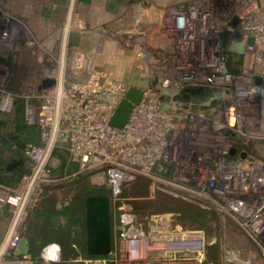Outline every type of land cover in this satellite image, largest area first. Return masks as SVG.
<instances>
[{
    "label": "built area",
    "instance_id": "2783aa9c",
    "mask_svg": "<svg viewBox=\"0 0 264 264\" xmlns=\"http://www.w3.org/2000/svg\"><path fill=\"white\" fill-rule=\"evenodd\" d=\"M159 22L155 30L137 31L134 70L144 79L142 86L115 78L101 65L85 70L78 63L57 79L65 60L48 59L44 78L52 83L25 97V117L41 131L42 144L31 150L35 163L12 193L0 189V199L14 206L0 241V264H203L202 230L185 226L174 213L142 217L135 212L132 201L144 196H128L125 190L138 178L149 183V198L168 195L216 215L222 232L236 229L264 259V2L187 0L163 7ZM227 51L242 56L236 73L227 68ZM81 71L85 75L78 77ZM130 86L141 88V98L124 127L113 128L109 119ZM185 86L226 95L210 116L178 113L183 103L173 97ZM167 90L170 102L163 100ZM65 132L72 159L92 172V180L109 186L110 251L69 258L49 242L37 255H19L17 228L24 206L47 179L44 167ZM39 170L28 192L30 177ZM222 260L238 258L224 248Z\"/></svg>",
    "mask_w": 264,
    "mask_h": 264
},
{
    "label": "flooded vegetation",
    "instance_id": "af4514ba",
    "mask_svg": "<svg viewBox=\"0 0 264 264\" xmlns=\"http://www.w3.org/2000/svg\"><path fill=\"white\" fill-rule=\"evenodd\" d=\"M14 2L17 1L0 0V189L5 188L10 193H12L11 190L17 189L21 185L24 176L30 174L35 163L31 153L32 147L42 144L41 137L39 139L41 135L40 127L34 123H29L25 117V97L29 93L39 92L44 81H51L50 79L44 78V76L46 69H49L48 59H52L46 58V62L42 63V61H45V53L42 51V60L40 64L38 63L40 65L39 68L38 65L34 64L33 59H29L30 55L44 50L40 48L38 42V50H35L33 53H22V51L27 50V46H32V44H28V40L34 36H40L41 33L35 32L26 23L25 19L15 11L13 6ZM115 2L116 0H108L106 8L109 9L110 5H114ZM71 32L80 34L79 44L83 35L76 30H72ZM43 35L51 38L53 33ZM61 35L63 38V33ZM64 43L66 45V41ZM52 65L53 62H51L50 67ZM137 77L141 81L132 83L142 86L144 79L139 73H137ZM169 94V90L163 94V100L166 102H170ZM180 102L183 105L180 104V107L178 106V113H185L184 111L187 110L190 114L203 113L205 116H210L216 110V106L200 108L199 105L194 106L183 101ZM169 136L170 134L167 133L166 138ZM47 164L48 161L44 167L47 179L39 183L34 193L28 197L24 206L23 216L18 223V254L28 253L26 248H19L22 238H28L30 241L33 240L32 243L36 246L41 245V248L49 242L57 243L61 248L62 245L66 246L72 241L71 244L75 242L73 246H80V249H78L80 253L83 252V248L87 253L85 200L90 196H106L109 199L111 226L112 214L109 186L106 183L99 184L94 180L93 183L89 184L88 182L82 181L81 178H77L74 182L75 195L72 201L68 205L61 204L60 196H58V192L61 190L60 177L52 176L47 168ZM104 184L107 185V188L103 187ZM85 188L88 189L87 192H92V189H104L106 193H91L85 195L83 192ZM38 193L42 195L38 196ZM13 210L14 206L11 202L0 199V241L3 239L10 225ZM73 211L76 213L75 217L71 220L73 224L66 227V213ZM52 238L56 240H52ZM44 241L47 242L42 245ZM25 246H27L26 240ZM90 256L88 255V257Z\"/></svg>",
    "mask_w": 264,
    "mask_h": 264
},
{
    "label": "rangeland",
    "instance_id": "374dc122",
    "mask_svg": "<svg viewBox=\"0 0 264 264\" xmlns=\"http://www.w3.org/2000/svg\"><path fill=\"white\" fill-rule=\"evenodd\" d=\"M16 1L24 2V0ZM27 1L29 2V0ZM33 1L36 5V13L40 12L41 4L37 0ZM185 1L187 0H116L115 4H111L110 8L107 9L108 0H67L64 14L60 12L62 23H57V27L53 28L51 31L53 33L52 37L44 36L41 33L40 36L30 38L28 44L30 43L32 46H27V50L22 51V53H33L40 46L44 50L29 56V59H33L36 65L41 63L43 51L45 61H42V63L46 62V58H52L54 61L60 60V62L64 59L66 69L60 66V69L64 72L66 70L72 73L77 63L83 64L85 70H89V66L101 65L112 73L115 78H124L137 83L141 81L134 70L138 29L141 28L142 31L155 30L156 27L160 26L159 17L163 7ZM41 10H43L42 7ZM72 27L83 35L77 46L68 44V35L67 39H64V34L71 32L72 29L70 28ZM61 33H63V38ZM152 39L155 40L154 37ZM64 41H66V45H64ZM84 73V71H81L78 77H82L85 75ZM40 137L41 135L39 139ZM69 137L70 133L68 132L58 137L47 164L50 174L60 177L61 190H59L58 196H60L61 204L64 203V205H68L75 195L74 182L77 178H81L82 181L89 184L93 183L92 172L72 159L69 151ZM145 185H147L145 180L138 178L126 187L125 194L127 195L144 191V194L141 195L144 197L132 201L133 208L134 205L137 206V202L148 201L147 206L151 209L155 205L153 202L162 196V194L156 193L153 198H149V183L146 187ZM103 187L107 188V185L104 184ZM40 195L42 194L38 193V196ZM182 223L189 226L186 222ZM220 243L222 250L224 248L230 251L233 250L238 260L236 262H225L222 260V253H220L219 264H264V259L257 256L254 250L249 248L239 236L238 231L232 227L230 228V226L224 232H221ZM22 247L26 248L25 239L23 238L19 248Z\"/></svg>",
    "mask_w": 264,
    "mask_h": 264
},
{
    "label": "water",
    "instance_id": "95a60500",
    "mask_svg": "<svg viewBox=\"0 0 264 264\" xmlns=\"http://www.w3.org/2000/svg\"><path fill=\"white\" fill-rule=\"evenodd\" d=\"M80 34L70 32L68 43L77 45ZM248 43L253 39L248 38ZM46 80L42 87L51 84ZM142 90L136 86H130L124 97L117 103L110 119L109 126L120 129L124 127L129 119L131 110L141 98ZM224 90L206 88L201 86H185L174 97V101H183L189 105H199L200 108L214 106L221 97L225 96ZM234 153V150H231ZM245 156L244 153L241 154ZM85 235L86 251L91 256L106 255L110 251V208L109 199L106 196H90L85 200Z\"/></svg>",
    "mask_w": 264,
    "mask_h": 264
},
{
    "label": "trees",
    "instance_id": "16d2710c",
    "mask_svg": "<svg viewBox=\"0 0 264 264\" xmlns=\"http://www.w3.org/2000/svg\"><path fill=\"white\" fill-rule=\"evenodd\" d=\"M241 55L238 53H233L232 51L226 52V65L230 72L236 73L238 72L239 66L241 64ZM250 153H252V150H249ZM92 192H87L88 189H83V192L86 194H105L106 191L104 189H92ZM140 195L144 194V191H139ZM84 196V195H83ZM155 201V200H154ZM136 205H134L135 212L139 214V216L142 217H150L151 215L155 214H163V213H174L177 215V219L180 222H186L190 227L202 230L205 233L207 244H206V255L203 264H219L218 260L220 259V253H222V246L220 243L221 239V228L219 225V221L216 215L208 212L207 210L190 204L188 202H185L183 200L175 199L168 195H162L160 198H158L155 202H153L155 205L150 209L149 206H147L148 201H140V202H134ZM141 204V205H140ZM149 204V203H148ZM140 209V210H139ZM67 210V209H66ZM75 212H67V222L66 227H69L71 224V220L73 217H75ZM52 233V232H51ZM50 237V236H49ZM211 237V238H210ZM68 238V236H67ZM26 240V250L29 254L32 256L37 255L39 253V250L41 248L40 246H36L32 243V241ZM52 240H56L52 238ZM71 240H73L71 238ZM59 242V240H57ZM47 242H42V245ZM72 242V241H71ZM68 243L66 246L62 245L61 249L63 252V255L69 258H76L78 255H81L82 257H88V254L84 251L80 253L78 249H80V246H73L75 245ZM71 244V245H70ZM77 245V243H76Z\"/></svg>",
    "mask_w": 264,
    "mask_h": 264
},
{
    "label": "crops",
    "instance_id": "0c3cea01",
    "mask_svg": "<svg viewBox=\"0 0 264 264\" xmlns=\"http://www.w3.org/2000/svg\"><path fill=\"white\" fill-rule=\"evenodd\" d=\"M43 10L36 13V5L34 1L24 0L14 2L13 6L15 11L25 19L26 23L32 27L35 32L42 34H50L53 28L57 27V23H62V18L60 17L61 13H63L66 9L67 0H50L43 1L37 0ZM54 1V2H52ZM61 12V13H60ZM16 13V14H17ZM64 14V13H63ZM70 16V13H69ZM68 16V18H69ZM64 19V18H63ZM72 30H76L75 28H70ZM70 30V31H72ZM65 33V32H64ZM67 33L64 34V39H67Z\"/></svg>",
    "mask_w": 264,
    "mask_h": 264
},
{
    "label": "bare ground",
    "instance_id": "6f19581e",
    "mask_svg": "<svg viewBox=\"0 0 264 264\" xmlns=\"http://www.w3.org/2000/svg\"><path fill=\"white\" fill-rule=\"evenodd\" d=\"M64 45H65V43H64ZM64 60V59H63ZM62 61V60H61ZM63 68V67H62ZM64 69V68H63ZM62 69H60V72H57V75H56V78L57 79H60L61 77H62ZM258 94H261V92L259 91V92H257ZM250 95H252L253 96V94H250ZM60 102H58V104H59ZM241 112V111H240ZM57 116H58V114H56L55 116H54V118H53V120H52V123L53 124H55L56 123V120H57ZM41 165V164H40ZM40 165H39V168H40ZM38 168V169H39ZM39 175H40V170L39 171H35L34 172V174L30 177V184H27V185H29V187L27 188L28 189V192L29 191H31L32 190V188H34V185H35V181L38 179V177H39ZM24 198H26V196L25 195H22V198H20L19 200H18V203H19V205L20 206H22V204H23V202H24ZM23 199V200H22Z\"/></svg>",
    "mask_w": 264,
    "mask_h": 264
}]
</instances>
